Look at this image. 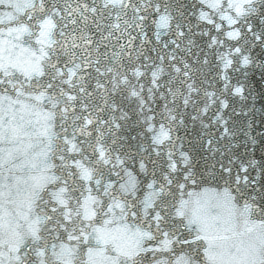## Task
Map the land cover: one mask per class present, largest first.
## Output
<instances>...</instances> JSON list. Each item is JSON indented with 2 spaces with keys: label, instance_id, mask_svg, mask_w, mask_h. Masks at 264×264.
<instances>
[{
  "label": "snow or ice",
  "instance_id": "6c2138e0",
  "mask_svg": "<svg viewBox=\"0 0 264 264\" xmlns=\"http://www.w3.org/2000/svg\"><path fill=\"white\" fill-rule=\"evenodd\" d=\"M257 98L264 0H0V264H264Z\"/></svg>",
  "mask_w": 264,
  "mask_h": 264
},
{
  "label": "water",
  "instance_id": "95a60500",
  "mask_svg": "<svg viewBox=\"0 0 264 264\" xmlns=\"http://www.w3.org/2000/svg\"><path fill=\"white\" fill-rule=\"evenodd\" d=\"M248 103H249V105H251V103H252L251 99H249ZM233 106L234 107H242L243 105L242 104H234ZM255 107L257 109H264V100H260L259 98H257L255 101ZM259 118H260V114H259V112H257L256 113V121L257 122L259 121ZM250 119H251L250 117H248V118L242 117L241 120L238 121V123L240 124V128L237 129L236 131H237L239 143L245 142V137L243 135V132L240 129L244 128ZM259 130H260V127H257L256 131H259ZM250 135H255V132H250ZM257 139H259V138L257 137ZM243 152H244V149L241 148L240 153L243 154ZM255 155L257 156V158L259 157V155H260L259 149H257Z\"/></svg>",
  "mask_w": 264,
  "mask_h": 264
}]
</instances>
